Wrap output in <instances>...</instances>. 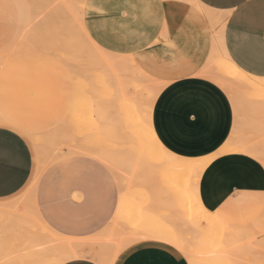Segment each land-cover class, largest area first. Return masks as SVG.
<instances>
[{
	"label": "rangeland",
	"instance_id": "1",
	"mask_svg": "<svg viewBox=\"0 0 264 264\" xmlns=\"http://www.w3.org/2000/svg\"><path fill=\"white\" fill-rule=\"evenodd\" d=\"M47 11L44 6H33V9H30L24 0H0V117H3V119L9 118L30 137L29 146L33 156L32 171L26 184L16 194L1 200L0 204H10L19 199L23 201L34 200V206L31 208V211H33L32 215H28V213L25 215L28 220L26 221L24 218H21L24 214L18 218L20 219L19 221H26L27 223L25 222L23 225L22 222L19 223L18 220L17 222L13 220L15 222H11L14 225L10 223L0 224V248H11L14 250L18 249L19 246L21 248L22 244L19 245V241L20 243H24V240H21L30 234V237L35 236L33 235L34 233H30L31 231L41 235L43 239L49 238L48 235L54 231L53 211L56 203L57 212L60 210L59 203H61L62 207L82 202H92V204H97L95 206H99L102 200H111L115 194L119 195L122 193L124 196H127L126 199L130 202H126L125 199V201H122L123 204L121 203L117 207L118 215L120 216L124 211L123 214L125 213L124 216H126L123 217L124 220L128 223L133 220L129 225L131 224L130 226H134V228L142 227V230H145V234L138 235L127 224L126 229H129L127 234H124L120 238H113L110 241V237L108 238L107 236L114 229V224H112L102 236L105 239L103 248L107 249L111 254L110 258L106 257L109 262L126 245L140 239L150 238L161 240L176 249H181L189 264H264V221L259 219L260 223H257L258 220L255 221V217L253 218L252 216V213L255 212L257 213V217H262L264 208L256 207V209H249V212L244 210L241 212L243 214L237 213L238 215L236 211L232 212L233 215L230 216L229 220H233L234 222L236 215V219H238L236 220L238 223L230 221L233 225L238 226L244 223L240 227L238 226L242 230L240 235H230L228 233L230 226L228 227L224 224L220 228H217L216 234L212 235L210 239L204 240L201 235L194 232L192 234L191 231L183 232L178 226L174 225L177 215L183 218L188 213H185V210L189 211L194 208L191 202L189 203L188 201V198L191 197V179L188 178L187 174L180 175L184 183L180 182L174 188V191L176 188L177 191L179 189L178 198L180 199L176 201L162 195L157 196L152 192L148 193L146 190L141 189V186L138 187V185H136L138 188L134 185L127 188L124 185V189L122 185L123 182H126L127 174L125 172L123 174L122 169L126 167L127 157H137L134 155H137L138 148L136 149V144H133L134 135L132 134L136 133L137 135L141 130L139 121L146 115L147 103L150 101L148 97V84L153 82L140 78L134 72L127 71L125 74H122L125 75L122 78L124 79L125 77L126 84L130 85L128 86V91L132 92L131 94L132 96L134 95L135 100L129 106L124 105V109H122L123 107H119L120 104H116V98L113 97L115 95V87L111 82L114 80V75L101 70V67L93 64V61L91 62V57L95 58L97 53L91 50L92 48L85 42L75 27H71L69 24L70 33L63 34L61 40L57 39V46L52 44L54 43V39H49L50 41L46 40V38L48 39L45 23L47 18L45 17V13ZM49 18L51 17L48 16V21L50 20ZM65 38H67L66 41H64ZM52 40L53 42L51 43ZM59 41H61L60 47ZM65 44L66 46L63 47ZM83 46H87L88 52ZM90 50L91 52H89ZM85 51L90 55V58H88L89 56H87ZM99 68L100 71H98ZM209 70L215 72L216 68L215 66L207 65L202 75L215 81V78L209 75ZM129 78L130 80H128ZM142 84L147 89L142 87L140 88L142 89L141 91L138 87ZM158 84L156 83V85ZM136 87L141 91V95L143 92L142 96ZM224 91L231 101H233L232 98L239 99L238 103L241 101L239 106L243 119L240 125L238 123V127H235L234 133H237V135L233 134V136H236V139L240 141L258 142L256 144L262 145L264 143V111L253 117L250 105L254 99L263 100L264 103V92L261 91L262 93L259 94L260 92L256 91L257 94H252L254 91L250 92V90L241 89L238 91L240 94L237 95V92L236 95L238 97H236L232 96L226 89ZM111 95L112 97H110ZM109 98L112 103L114 102V106L113 104H109L111 107L106 106L108 104L105 102ZM115 105H118L116 107L118 108L116 109L117 112L115 113H120V115L111 114L113 111L110 110L112 107L115 108ZM103 109L105 111L104 114H106L101 120L99 115ZM106 111L109 112L107 113ZM141 112L145 115H142ZM116 115L123 118L121 122H116L117 120H121ZM127 116V121H131V123L128 122V127H131L132 131L131 128H127L126 126L127 121L125 123V118ZM251 116L259 122L261 130H257L251 126L253 120ZM99 122H102L99 124L100 127L97 124ZM122 123L124 124L123 126ZM110 124L114 127H111ZM252 125L255 126L254 123ZM125 127L128 130L130 129V133ZM95 128L98 130L100 128V133ZM133 131L135 132L132 133ZM122 132L125 134H121ZM119 136H123V138ZM128 139L131 142H128L130 141ZM76 140L79 146L75 144ZM40 141L41 146L37 147ZM119 141L120 143L118 144ZM84 143L88 147H98L99 150H96V152L92 151V148L91 150L90 148L88 149L87 146L83 145ZM52 145L54 148L48 147ZM70 145L72 149H68ZM100 148L102 151L107 149L106 155L105 150L101 152ZM73 149L77 151H71ZM118 152L122 155H119ZM117 154L118 157H122L121 159L119 158V161L117 160L118 157H115ZM129 161H132V159ZM110 165L113 168H115L114 166H119L118 171L121 169L122 173L115 170L114 174L113 168ZM156 166L158 178L161 179L163 176H166L167 172L164 164L159 163ZM125 169L127 172L128 170L130 171L129 167ZM106 172L119 183L116 185H119L120 188H118L119 186L115 188L108 181ZM159 173H161V177H159ZM121 175L125 177V180H122ZM120 177L121 180H119ZM121 181L123 182L121 183ZM155 183L157 186H160L162 181L157 180ZM181 193H185V199L184 196L183 198L181 197ZM25 206L27 205L25 204ZM24 208L28 209V207ZM124 208L128 209L127 211H130V213L126 212ZM180 209L182 210L179 213L178 210ZM61 211L63 212L64 210L61 209ZM35 221H40V225ZM142 222H145L144 225ZM17 223L22 224L21 227L19 224V227H17ZM28 229H30V232H28ZM203 229L202 225L201 230ZM185 230L188 229L186 228ZM45 232H48V235ZM23 234L28 235H24V238H21ZM59 235L61 238V233ZM30 237H28V241ZM26 239L25 241L27 242ZM25 243L22 248L27 247L28 243Z\"/></svg>",
	"mask_w": 264,
	"mask_h": 264
},
{
	"label": "crops",
	"instance_id": "2",
	"mask_svg": "<svg viewBox=\"0 0 264 264\" xmlns=\"http://www.w3.org/2000/svg\"><path fill=\"white\" fill-rule=\"evenodd\" d=\"M196 1L202 8L215 13L218 6L224 11L235 12L234 16L222 17V47L241 70L264 79V0ZM174 3L179 7H173ZM200 6L188 0H84L82 10L84 28L95 44L110 53L131 56L139 68L160 82L161 88L151 113L153 130L167 150L188 158L216 153L231 137L234 124L242 121L238 116L243 118L242 114L239 115L242 111L237 115L224 89L202 75L214 47V34L220 26H213ZM229 20L231 26L225 28ZM172 84L184 91L202 90L210 94L215 101L211 114L196 120L195 113H186L178 99V88H170ZM185 120L196 121L191 131L187 130ZM253 123L255 126L251 124L252 127L260 129L259 122ZM260 146L264 151V143ZM0 166L4 171L12 172L19 183L11 195L0 197L1 201L19 192L28 181L33 166L30 146L25 156L0 154ZM106 173L108 181L117 188L119 183ZM202 173L198 194L209 211L217 210L227 199L241 193H264V187L256 182L233 187L223 199L209 197L201 179ZM118 201L119 195L115 194L111 200H102L99 206L82 202L62 207L59 203V212L56 203L54 231L75 241L94 239L99 234L103 236L112 225ZM98 246H93L90 254L71 256L60 264H102L98 258H110L111 254ZM175 249L161 240L140 239L126 245L109 264L117 259L120 264H180L181 260L189 264L184 255L176 254ZM18 250L0 248V264H9L8 258L12 259L15 254L24 258L21 254L25 249L19 250L20 254ZM84 250L87 252L88 248L85 246ZM26 255L29 256L28 252ZM18 258L14 259L16 263L12 260L13 264L23 261Z\"/></svg>",
	"mask_w": 264,
	"mask_h": 264
},
{
	"label": "bare ground",
	"instance_id": "3",
	"mask_svg": "<svg viewBox=\"0 0 264 264\" xmlns=\"http://www.w3.org/2000/svg\"><path fill=\"white\" fill-rule=\"evenodd\" d=\"M24 1L28 5V8H30V9H33V6H36V7L44 6L48 10L46 12L48 14L45 13V17H47L46 21H45V23H46V31L48 33L47 34L48 39L46 38V40L50 41L49 39H54V43H52L53 40L51 41V43L53 45L54 44L56 46L58 45L57 39L61 40V37L63 36V34L69 32L70 25H71V27H75V29L83 37L85 42L92 48L91 50H94L97 53L95 58L91 57L92 58L91 62L93 61L92 62L93 64L98 65L99 67H101L102 68L101 70L107 71V72H109V73L114 75V80L111 82V84L115 87V91H114L115 95L113 97L116 98L115 99L116 100V104H120L119 107L122 108L124 105L125 106L126 105L129 106L132 102H134L133 100H135L134 97H133L134 95L132 96V94H131L132 92L130 93V90L128 91V86H130V85L126 84L125 77H124V79L122 78V76H125V75H122V74H125V72H127V71L128 72L129 71L130 72H134L140 78L145 79V80H150L153 83H155V84H153V83L148 84L149 85L148 86V91H149L148 94H149V96H148V94H147V96L149 97L150 101H148V103H147V113H146V115L142 114V112H141L142 115H145L144 118H142V120L139 121V126H140L141 130L139 131V133L137 135H136V133L132 134V135H134V137L131 135L134 138L133 139L134 140L133 144L135 143L136 144V149L138 148L137 152L135 150L137 155H134V156H137V157H135V158L133 156L132 157L131 156L127 157L128 161H127V164L124 163V164H126L125 165L126 167L125 166L124 167L125 168L129 167L130 171L128 170V172H127V171H125L126 170L125 168L122 169L123 170V174H124V172H125V174H127V178H126V182H125L126 184L123 181H121V183L123 182L122 186L124 187V185H125V187L129 188V187H131L133 185L135 187H137L136 185H138V187L141 186L142 187L141 189L146 190L148 193L152 192V193L156 194L157 196H159V195L161 196L162 195L164 197H167L169 199H172V200L176 201V200L180 199V198H178L179 197L178 196L179 189L177 191V188H176V190L174 191V188H175V186H177V184H179L180 182H183V180L181 179V176L184 175V174L185 175L187 174V176H189L188 178L191 179V182H190V191H191L190 192V196L191 197L188 198V201H189V203L191 202V205L194 206V208H192V210H189V211H186L185 209H183V210H185V213L186 212H188V213L186 214L185 217H183L184 219L180 215H177L176 216V220L174 221V225L176 227L178 226L183 232L191 231L192 234H193V232L197 233V234L201 235L204 240L210 239L212 237V235L216 234L217 228H220L224 224L226 226H228V227L230 226V228L228 229V231H229L228 233L230 235H240L242 230L239 227L242 224H244V223H242L241 225H238L239 227L237 225L236 226L233 225L231 223V222H233V220L232 221L229 220L230 216L233 215L232 212L236 211V214H237V213H241L244 210H246V212H249V209L250 210L256 209V207L264 208V195H263L264 193H253V192L241 193V194H238L236 196H233V197H230L229 199H227L222 204V206L220 208H218L217 210L209 211V210H207L204 207V205L200 201L199 194H198V182H199V178H200L201 173L207 167V165L211 162L210 157L212 155H214V154L215 155H220V154H224L226 152H228V153H231V152H244V153L252 154V155H254L256 157H259L260 155H264V151L262 150V147L260 146V144H256L258 142L250 143L249 141L237 140L236 136H233V134L237 135V133H234L235 129H236L235 127H236V124H237V123H235L234 124L235 125L234 126V130L231 133L232 134L231 137L226 141V143L216 153H214L212 155H209V156H206V157H200V158H188V157H183V156H179V155H176L174 153H171L159 141V139L157 138V136H156V134H155V132L153 130L152 123H151V115H150V113L152 111L153 102H154V100H155V98H156V96H157V94H158V92H159V90L161 88V85L160 84L156 85V83H160V82L156 81L154 78H152L149 75H147L141 68H139L138 65L135 63V61L133 60V58L131 56L110 53V52L102 49L101 47H99L97 44H95V42L87 34V32H86V30L84 28L83 22H82V10H83V7H84V0H24ZM188 1H190L192 3L194 2V4L196 6H200V4H201V3H199L196 0H188ZM200 7L203 10V12L207 15V17L210 19V21H211L213 26H215V27L216 26H220L216 30L215 34H214V36H215L214 47L212 49V52L210 54V57L208 59V64H207L208 66H215L216 71L213 72L212 70H209L208 71V73H210L209 75H211V77L215 78V81L222 88H224L227 91H229L232 96L234 95V96L238 97L237 95L240 94V92H238V91H240L241 89L242 90H246V91L250 90V92L254 91V93H252V94H257L256 91L260 92L259 94L264 92V79L256 77V76H252V75L244 72L243 70H241L228 57L229 55H227V53H226L227 51L223 49V47H224V46L222 47V19L223 18L220 15H214L215 12H213L211 10H208V9H205L206 7L205 8H202L203 6H200ZM48 16L51 17V18H49L50 19L49 21H48ZM66 40H67V38H65L64 41H66ZM60 42L61 41H59V47H60V44H61ZM67 45H68V43H67ZM64 46H66V44L63 45V47ZM84 48L86 49V51L88 50L87 46L84 47ZM91 50L89 52H91ZM87 52H86V54H87V56H89L88 58H90V55H88ZM98 71H100V68H99ZM128 80H130V78ZM134 80H135V78H134ZM135 82L138 83L139 81H135ZM134 85H135V83H134ZM142 87H145L147 89V87L144 86V84H142L138 88L140 89ZM138 88H137V91H139L140 95H141L142 89H140L141 90L140 91ZM137 91H135V92H137ZM139 92H138V94H139ZM237 92H238V94H237ZM112 95L110 97H112ZM142 95H143V92H142ZM144 96H145V94H144ZM135 97H137V96H135ZM138 98H140V97L138 96ZM232 100H233L232 103H233L234 107L236 108V113L237 112L239 113V111L241 112V108L239 106V103L241 104V101H239V103H238L237 101L239 99L237 100L235 98H232ZM106 101L107 102H105V103L108 104V105H106L107 107L109 106V104L111 105V104L114 103V102L113 103L111 102L110 98L108 100H106ZM112 101H114V100H112ZM133 105L135 107L134 103H133ZM113 106H114V104H113ZM117 106L115 105V108L114 107L111 108L110 111H113V112H111L112 115H113V113L117 112L116 111V109H118V108H116ZM109 107H111V106H109ZM113 108H114L115 111L112 110ZM122 109H124V107ZM135 109H136V107H135ZM263 110H264L263 100L254 99L252 101V104L250 105L251 115L253 114V117H255L256 114L261 113ZM104 112H105L104 109L101 110L100 115H99L100 119L105 117L104 115L106 113L104 114ZM238 113H237V115H238ZM115 114H117V113H115ZM241 114H242V112L239 115H241ZM117 115H120V113L117 114ZM107 117L109 118V116H107ZM117 117H119V116H117ZM253 117H252V119H253ZM99 118H98V120H99ZM238 118L243 119V118H241L239 116H238ZM248 118H250V117L248 116ZM1 119H3V117H0V120ZM119 119H121V120H117V121L115 120V121L117 123H119L118 121L121 122L123 118L119 117ZM125 119H126L125 120V123H126V121L128 119V116ZM245 119H244V122H245ZM255 119L256 118H254L252 120L251 124L253 122L257 121ZM247 121H250V120H247ZM128 122L131 123V121L128 120L126 126H127V128H131V127H128V124H129ZM241 122L242 121L240 120V123ZM101 123L99 122L97 124L99 125ZM240 123H239V125H240ZM108 125H109V123H108ZM123 125L124 124L122 123V126ZM110 126H111V124H110ZM99 127H100V125H99ZM105 127L107 128V126H105ZM115 127H119V126H115ZM95 129L98 132L100 131V128H99V130L97 128H95ZM121 130H122V128H121ZM123 131H125V130L123 129ZM131 131H132V128H131ZM98 132H96V133L98 134ZM134 132L135 131H133L132 133H134ZM96 133H95V135H96ZM123 133L124 132H122L121 134H123ZM129 133H130V131H129ZM119 137L123 138V136H119ZM234 137H235V139H233ZM121 138H120V140H121ZM114 139H116V138L114 137ZM128 140H130V139H128ZM126 141H127V139H126ZM106 142H107V140H106ZM128 142H131V140L128 141ZM36 143H37V141H36ZM42 143H43V141H42ZM85 143H87V142H85ZM85 143L83 145L87 146V145H85ZM119 143H120V141L118 142V144ZM124 143H125V141H124ZM75 144H77L79 146V143H77V140H76ZM39 145L41 146V141L38 143L37 147ZM54 145H56V144H54ZM48 147L49 148H54L53 145L52 146H48ZM70 148L72 149L71 145H70V147H68V149H70ZM84 148H86V147H84ZM89 148H90V150L92 148V151H95V152H96V150H99L98 147L93 148V146H92V147H88V149ZM46 149L48 150V148H46ZM75 149H78V148H75ZM60 150H58V151H60ZM100 150H101V152H103L105 149L102 151V149L100 148ZM106 150H105V155H106ZM71 151H77V150L73 149ZM85 151L88 153L87 150H85ZM97 152H100V151H97ZM120 152H122V151H120ZM59 153H58V155H59ZM87 153H85V154H87ZM119 155H122V154L119 153ZM109 156H111V155H109ZM115 157H118V154ZM119 158L121 159L122 157H118L117 158L118 161H119ZM125 158H126V156H125ZM130 159H132V161H129ZM112 160H114V159H112ZM113 163H114V161H113ZM121 163H122V161H121ZM159 163H163L164 164V166L166 168V172H167L166 176H163V178H161V179L158 178V176L156 175V168H157L156 165H158ZM117 165H120V164H117ZM110 167H111V165H110ZM114 167L115 168L111 167V168H113V173H114L115 170H117L116 172H121L122 173L121 169H120V171H118L119 170V166L118 167L114 166ZM161 173H163V172H161ZM161 173H159V177H161ZM124 178L125 177L122 176V180ZM119 180H121V177H120ZM157 180H159L160 182L162 181L160 186L156 185L155 182ZM125 187H124V189H125ZM152 189H153V191H152ZM30 196H31V194H30ZM183 196H184V199H185V193L184 194L181 193V197L182 198H183ZM188 197H189V195H188ZM126 198H127V196H124V194L120 193L119 194L118 206H120L121 203L123 204L122 201L126 200V202H127L128 199H126ZM22 202H24V203L28 202V203H25L27 206H25V204H23ZM33 202H34V200H30V201L29 200H25V201H23L22 199H19L18 201L12 202L10 204L9 203H7V204L1 203L0 204V224L10 223V224L14 225L13 222H15V221L17 222V220L19 221L20 219H18V218L20 216H22V214H24V215L21 218H24V220L27 221L28 219L25 217V215L27 213H28V215L29 214L32 215L33 211H31V208H32V206H34ZM128 202H130V201H128ZM127 205L130 206L128 203H127ZM24 207H28V209H26ZM124 209L126 210V208H124ZM32 210H34V209H32ZM127 210H126V212H128ZM181 210L182 209L178 210V212L181 211ZM123 212H122V214H123ZM128 213H130V211ZM254 213H252V216H253V218L255 217L254 218V219H256L255 221L258 220L257 223H260L259 219L264 221V213H262V215H263L262 217H257L256 216L257 213H255V214ZM118 214H119V212H117V209H116L115 214H114V218L112 220V224H114V229L109 234V236H107L108 238L110 237L109 238L110 241L113 238L114 239L116 237L120 238L124 234H127L128 230H129V229L128 230L126 229L127 224H128L129 227H132L131 230H134L135 233L137 232L138 235L145 234L144 233L145 230H142V227L141 228H136V227L134 228V226H130L131 224L129 225V223L131 221H133V220L129 221V223L126 222V220H124L123 217H126V216H124L125 213L123 215L121 214L122 216L121 215L119 216ZM241 214H243V213H241ZM237 215H236V218H237ZM121 218H123L122 220H124L125 222L122 221ZM236 218L234 219L235 221L238 220ZM125 219H128V218H125ZM13 220H15V221H13ZM11 221H13V222H11ZM20 222H22V220L19 221V223ZM25 222H22V224L24 225ZM39 222L40 221H38L36 223L39 224ZM252 222H251V224H252ZM19 223H17V225L15 224V225L17 227H19V226L21 227L22 224H19ZM144 223H143V225H144ZM236 223H238V221H236ZM18 224H19V226H18ZM202 225H203V228H204L203 230H201V226ZM186 228L188 230H185ZM28 232H30V229H28ZM30 233H32V234L34 233L33 235H35V236L30 237L31 234L30 235H28L29 233L26 234V235H28L27 237H25V238H27L26 239L27 242L25 241V238L23 237L25 234H23L22 237H21V238H24V239H22V240L20 239L21 241L24 240L23 242L24 243L26 242L25 244L28 243V245H26L27 247L26 248H22L24 243H20V241L18 243H19V245L22 244L21 248H20V246H19V248L17 247L21 251L25 249L28 252L29 256L27 257V255H26V257H25V254H27V252L25 250L22 251V252H24V254L21 252L22 253L21 255H24V258L19 255L20 254L19 250H18V252H19L18 255L19 256H16L17 254H15V256H14L13 253H12L13 255H11L10 253H6L8 256L11 255V257L12 256L15 257V258L13 257L12 259L8 258V259H10L11 262L9 260L8 261L11 264L14 263V262H12V260L15 261L17 259V257H20L18 259H21V258L23 259V261L21 259L22 262L17 263V264H24L25 259L27 260V261H25L27 264H60L61 262H63L64 260L70 258L71 256L90 254L93 246H96V245L98 246L99 245L98 247H100V246L103 247L104 240H105L104 237L101 236L102 234H99L100 237L98 235H96L97 238H94V239L75 241V239L72 240V239L65 238L63 236H61V238H60V235L57 234L55 231H52V233L50 235H48V232L47 233L45 232L48 235V237H49L47 239L41 238V235L36 234L35 232L31 231ZM261 235H262V233H261ZM28 237H30L29 241H28ZM85 246L88 248L87 252L84 250ZM96 251H95V253H96ZM98 259H99V261L102 264H109V261L107 260L106 257H100ZM15 263H16V261H15Z\"/></svg>",
	"mask_w": 264,
	"mask_h": 264
},
{
	"label": "snow or ice",
	"instance_id": "4",
	"mask_svg": "<svg viewBox=\"0 0 264 264\" xmlns=\"http://www.w3.org/2000/svg\"><path fill=\"white\" fill-rule=\"evenodd\" d=\"M205 2L210 3L211 0H205ZM173 7H179V4L174 3ZM214 15L234 16L235 12L224 11L222 6H218V11ZM230 26L229 20L225 28ZM226 35L225 31V37ZM170 88H178V86L172 84ZM178 99L186 113H195L196 120L209 116L215 105L212 96L202 90L184 91L178 88ZM195 123V120H185L187 130L191 131ZM29 144L30 137L17 124L9 118L0 120V154L25 156ZM210 159L211 165L203 171L201 176L209 197L220 196L223 199V196L231 192L233 187L239 188L256 182L264 187V155L257 158L242 152H226L222 155L214 154ZM18 186V178L12 172L4 171L3 166H0V197L11 195ZM175 252L183 256L181 249H175ZM113 264H120V262L117 259ZM180 264H186V261L181 260Z\"/></svg>",
	"mask_w": 264,
	"mask_h": 264
}]
</instances>
